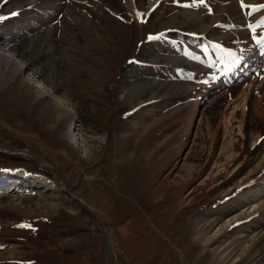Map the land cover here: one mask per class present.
Returning a JSON list of instances; mask_svg holds the SVG:
<instances>
[{
	"label": "rangeland",
	"instance_id": "rangeland-1",
	"mask_svg": "<svg viewBox=\"0 0 264 264\" xmlns=\"http://www.w3.org/2000/svg\"><path fill=\"white\" fill-rule=\"evenodd\" d=\"M150 2L0 0V264H109L17 149L156 261L264 264V0Z\"/></svg>",
	"mask_w": 264,
	"mask_h": 264
},
{
	"label": "crops",
	"instance_id": "crops-1",
	"mask_svg": "<svg viewBox=\"0 0 264 264\" xmlns=\"http://www.w3.org/2000/svg\"><path fill=\"white\" fill-rule=\"evenodd\" d=\"M91 47L92 46H89L88 49H90ZM64 52L65 50H63L62 55L61 53L60 55L58 54L57 55L63 58V56L67 55L66 52H65L66 55H64ZM62 58L60 59L62 60ZM20 61L23 63V60H20ZM59 68L60 67L57 66L56 71H55V68H52L51 71H49L50 74L48 75H52L53 77H55V80H56V76L54 74L59 70ZM47 69L49 70V67H47ZM87 83L92 85V87L95 86V83L93 81L91 82V80H89ZM73 85H75L74 82L70 84V87H73ZM69 94L76 95V91L69 93ZM37 95H40L39 92H37ZM38 97H41V96H38ZM102 200L103 202L100 208L98 209V211L101 214L100 218H101L102 225L104 226L106 230H108L107 232H109L107 239L110 240L111 242L112 252L114 255V264H115V258H116V262L117 260H119L121 264H124L125 262H129V261L131 262L133 261V264H168L162 259H159L158 261H156L157 260L156 258L158 255L157 253H154L155 249H153L154 247L153 243L151 245L149 240L145 239L143 242H141L139 240L137 241V240L132 239L133 237H135V235H137V238L141 236V233L137 234L138 231L136 230H134L133 232L130 231V230H133L134 228L130 229L127 225V229L121 231L120 233L115 232L113 199H107V200L102 199ZM130 233L131 235H133L132 237H130ZM106 236H107V233H106ZM116 248L118 249L119 252L124 254L123 258L117 255ZM108 255H109V249H108ZM132 255L134 256L133 259H132ZM109 260H110V255H109ZM169 264H172V263H169Z\"/></svg>",
	"mask_w": 264,
	"mask_h": 264
},
{
	"label": "water",
	"instance_id": "water-1",
	"mask_svg": "<svg viewBox=\"0 0 264 264\" xmlns=\"http://www.w3.org/2000/svg\"><path fill=\"white\" fill-rule=\"evenodd\" d=\"M16 151L26 153V155H28V156L34 158L35 160H37V161L41 164V166H43V167H45V168H48V169L50 170L51 174L53 175V177H54L55 179H57V180L62 184L63 189H64V192H65L68 196H70V198H71L72 200H74V201H76V202L78 201V203H79V204H80V205H81L86 211H88V212H90L92 215H94V218H95V221H96V225L98 226L99 231L101 232V234H102L104 240H105L106 243H107L108 249H109V255H110L109 264H114V255H113V252H112L111 242H110V240L107 239L106 233L104 232L102 226H101L100 223H99V220H98V217H97V214H96L95 210H93V209L87 207L86 205H84V203H83V201H82L81 199H79L78 197H75V196H74L69 190H67V189H66V184H65V182L62 181V179H60V178L56 175L55 171H54L51 167H49L47 164H45L44 162L38 160L36 156H34L33 154H30V153H27V151H25V150H19V149H17ZM1 152H2V153H5V154H6V153H11V152L13 153V151H5V150H3V148H2L1 145H0V153H1Z\"/></svg>",
	"mask_w": 264,
	"mask_h": 264
},
{
	"label": "snow or ice",
	"instance_id": "snow-or-ice-1",
	"mask_svg": "<svg viewBox=\"0 0 264 264\" xmlns=\"http://www.w3.org/2000/svg\"><path fill=\"white\" fill-rule=\"evenodd\" d=\"M201 3H204L205 0H200ZM241 5L242 7L244 6L243 4V0H241ZM255 8L256 10H259V8H264V5H260V6H250ZM18 13L13 12L12 15H17ZM4 17H0V20H3ZM150 39H152V37H150ZM253 39L256 40L258 45L264 46V37H260L259 39H257V37L255 35H253ZM261 55H264V51L261 52Z\"/></svg>",
	"mask_w": 264,
	"mask_h": 264
},
{
	"label": "bare ground",
	"instance_id": "bare-ground-1",
	"mask_svg": "<svg viewBox=\"0 0 264 264\" xmlns=\"http://www.w3.org/2000/svg\"><path fill=\"white\" fill-rule=\"evenodd\" d=\"M157 2H158V0H151L150 5H151V6H154ZM7 54H8L9 56H12V55H13V54H11L10 52H7ZM39 88H41V87H39ZM80 145H81V144H80ZM82 146H83V145H82ZM82 146H81V147H82ZM1 147H2V146H1ZM81 147H80V148H81ZM3 150H4V149H3ZM16 152H18V151H16ZM16 152H15V153H16ZM18 153H24V152H18ZM25 154H26V153H25Z\"/></svg>",
	"mask_w": 264,
	"mask_h": 264
}]
</instances>
